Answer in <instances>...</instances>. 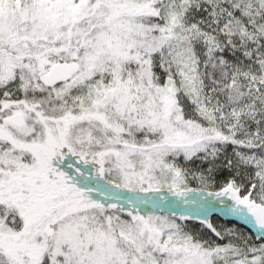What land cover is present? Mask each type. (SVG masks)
<instances>
[{
	"label": "snow or ice",
	"instance_id": "snow-or-ice-1",
	"mask_svg": "<svg viewBox=\"0 0 264 264\" xmlns=\"http://www.w3.org/2000/svg\"><path fill=\"white\" fill-rule=\"evenodd\" d=\"M0 264H264V0H0Z\"/></svg>",
	"mask_w": 264,
	"mask_h": 264
}]
</instances>
